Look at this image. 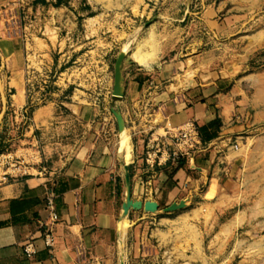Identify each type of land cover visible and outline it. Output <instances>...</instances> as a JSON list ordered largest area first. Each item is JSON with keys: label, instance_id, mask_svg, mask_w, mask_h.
Instances as JSON below:
<instances>
[{"label": "rangeland", "instance_id": "1", "mask_svg": "<svg viewBox=\"0 0 264 264\" xmlns=\"http://www.w3.org/2000/svg\"><path fill=\"white\" fill-rule=\"evenodd\" d=\"M1 49L2 80L22 76L27 108L0 133L10 139L0 154L29 164L38 153L18 137L36 108L57 105L73 149L97 127L130 159L137 136L152 150L166 135L160 104L200 73L225 78L234 107L229 131L218 117L207 130L223 139L212 168L199 173L194 154L192 167L174 160L186 177L175 189L169 168V191L186 207L122 222L119 264H264V0H0Z\"/></svg>", "mask_w": 264, "mask_h": 264}, {"label": "crops", "instance_id": "2", "mask_svg": "<svg viewBox=\"0 0 264 264\" xmlns=\"http://www.w3.org/2000/svg\"><path fill=\"white\" fill-rule=\"evenodd\" d=\"M0 55L6 60L3 49ZM23 80L17 73L4 84L0 75V133L18 112L27 108ZM225 81L213 73H200L188 88L182 86L179 95L160 104L159 128L166 135L153 143V151L144 144L142 136H137L130 159L120 147L113 150L109 137L102 128L96 132L97 127L85 136L81 147L73 149L64 136V121L56 117L57 105L36 108L18 137L19 148L38 153L29 154L32 161L28 163V175L3 180L0 168V264H119L122 240L128 233L120 232V224L127 222L131 227L133 219L144 210L131 208L126 212V199L156 202L160 208L177 200L175 191H169L173 178L169 168L176 165L172 156L184 149L175 143V130L189 123L209 129L218 117L222 133L229 131L234 104H226ZM83 109L84 113L93 111L89 107ZM222 140L203 141L200 135L201 145L187 152L191 156L187 159L189 167L194 156L199 173L210 170L213 153L223 144ZM9 141V137L0 134V148ZM151 155L156 156L155 164ZM197 155H206L207 160L201 161ZM174 170L180 180L174 187L178 190L186 175L182 165ZM51 193L58 217L55 222L46 206ZM48 235L50 245L46 241ZM80 254L83 261H79Z\"/></svg>", "mask_w": 264, "mask_h": 264}, {"label": "built area", "instance_id": "3", "mask_svg": "<svg viewBox=\"0 0 264 264\" xmlns=\"http://www.w3.org/2000/svg\"><path fill=\"white\" fill-rule=\"evenodd\" d=\"M175 133L177 135L176 139L178 144L184 149V155H187V152L195 150L199 145H201L200 133L198 128L193 123L186 124L184 127L175 130ZM184 155L174 154L173 159L178 160L180 156L184 157ZM0 168L3 171V180H6L8 177L13 175H28L30 165L24 159L16 158L11 153H3L0 155ZM46 206L47 209L50 210L52 221H57L58 217L53 209L54 202L52 193L47 199ZM46 241L48 245L51 244L52 240L50 239V235L47 236ZM27 253L30 254L31 252L27 250ZM83 259V254H80L79 261H83Z\"/></svg>", "mask_w": 264, "mask_h": 264}, {"label": "water", "instance_id": "4", "mask_svg": "<svg viewBox=\"0 0 264 264\" xmlns=\"http://www.w3.org/2000/svg\"><path fill=\"white\" fill-rule=\"evenodd\" d=\"M123 59H124V55L120 56L118 58L117 61V65H116V85L118 86L120 84V73H121V66L123 63ZM120 123H121V130H122V121L120 118ZM124 126V125H123ZM186 203L184 201L180 202V204L174 203L171 206L167 207L165 210L167 212H173V211H177V210H181L183 208L186 207ZM131 208L135 209V210H142L145 209L146 211H158L160 209L159 204H157L156 202H146L143 203L141 201H132L131 199H126L124 205H123V209L128 212Z\"/></svg>", "mask_w": 264, "mask_h": 264}, {"label": "trees", "instance_id": "5", "mask_svg": "<svg viewBox=\"0 0 264 264\" xmlns=\"http://www.w3.org/2000/svg\"><path fill=\"white\" fill-rule=\"evenodd\" d=\"M207 130H208L207 128H198V131H199L201 137L204 138V136H205V138H213L212 135L211 136L207 135L208 134ZM179 165L181 166L182 164L180 163Z\"/></svg>", "mask_w": 264, "mask_h": 264}, {"label": "bare ground", "instance_id": "6", "mask_svg": "<svg viewBox=\"0 0 264 264\" xmlns=\"http://www.w3.org/2000/svg\"><path fill=\"white\" fill-rule=\"evenodd\" d=\"M140 62H141V60H140ZM142 63H143V62H142ZM124 137H125V136H124ZM123 139H124V138H123ZM123 139H122V140H123ZM123 143H124V142H123Z\"/></svg>", "mask_w": 264, "mask_h": 264}]
</instances>
